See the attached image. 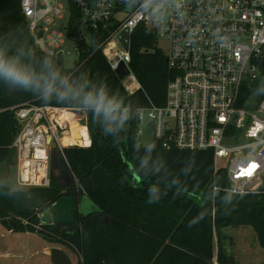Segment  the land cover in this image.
Here are the masks:
<instances>
[{"label": "trees", "instance_id": "trees-1", "mask_svg": "<svg viewBox=\"0 0 264 264\" xmlns=\"http://www.w3.org/2000/svg\"><path fill=\"white\" fill-rule=\"evenodd\" d=\"M77 16L71 14L68 24L78 58L65 70L35 43L21 0H0V53L38 73L47 72V58L79 92L63 104L55 98L45 103L0 79V168L10 169L16 160L13 142L21 124L13 106L29 102L83 113L91 135L84 146L63 148L77 186L63 185L51 169L48 186L14 189L0 171V223L12 232H35L64 245L79 255V264H242L229 250L225 229L245 225L255 229L264 248V191H226V171L215 172L211 150L164 148L157 139L152 147L139 145L137 111L164 105L173 75L155 34L143 25L133 32L130 67L140 87L129 92L100 46L106 33L91 31L88 41ZM259 63L258 78L242 85L239 105L246 108L264 100V55ZM101 89L119 105L116 119L83 103L85 94ZM83 191L100 216L78 212L74 225L41 223L53 202L64 196L79 200Z\"/></svg>", "mask_w": 264, "mask_h": 264}, {"label": "built area", "instance_id": "built-area-1", "mask_svg": "<svg viewBox=\"0 0 264 264\" xmlns=\"http://www.w3.org/2000/svg\"><path fill=\"white\" fill-rule=\"evenodd\" d=\"M21 8L40 50L57 58L64 43L60 0H21ZM73 13L85 39L83 28L89 35L106 33L100 46L113 70L129 67L123 80L129 92L132 83L140 87L130 67L133 32L143 25L157 43L162 37L169 41L165 54L173 75L166 103L138 109V137L147 122L164 148L211 150L215 172L226 171V191H264V100L254 108L239 105L242 85L261 72L264 0H69V18ZM68 23L67 35L74 39ZM123 32L130 34L129 49ZM12 109L21 124L13 142L16 184L48 186L52 148L62 147L69 126L59 112L68 108L25 102Z\"/></svg>", "mask_w": 264, "mask_h": 264}, {"label": "rangeland", "instance_id": "rangeland-1", "mask_svg": "<svg viewBox=\"0 0 264 264\" xmlns=\"http://www.w3.org/2000/svg\"><path fill=\"white\" fill-rule=\"evenodd\" d=\"M60 2L65 8L64 18L59 22V24H61L59 30L64 34V43L62 44L61 51L64 59V68L65 70H69L74 67L75 61L78 58V44L76 40L67 35L65 29V24L69 19V0H60ZM83 35L89 39L90 35L87 28H83ZM157 44L165 53L169 51V41L167 39L162 37L158 40ZM76 114L79 116V123L87 127L84 134V144H86L88 137H90L91 140V135L87 126V118L83 113L77 112ZM140 128H142V134L137 138L139 145L143 147H152L155 143V136L149 123H141ZM69 129L70 124L64 132ZM225 142L227 144L233 143L232 141ZM60 152L61 150L57 146L52 148L51 169L55 171V174L59 177L63 185L68 186L72 184L75 186L72 177L66 174V165L60 159ZM0 171L12 188L19 189L15 183L17 174L15 164L11 166L10 169L1 167ZM83 203V209L87 214L94 210V205L90 200L84 199ZM225 233L228 234L230 238L228 245L229 250L236 256L238 261L242 264H264V248L260 246L256 231L251 225L239 226L236 228L229 227L225 229ZM47 246H49L46 248L47 253L53 247L64 249L73 258L74 264H77V260L80 258L79 255L71 249L55 242H48L38 233L12 232L0 223V253L5 251L10 252L8 256L0 254V264H52L49 257L43 252V248Z\"/></svg>", "mask_w": 264, "mask_h": 264}, {"label": "clouds", "instance_id": "clouds-1", "mask_svg": "<svg viewBox=\"0 0 264 264\" xmlns=\"http://www.w3.org/2000/svg\"><path fill=\"white\" fill-rule=\"evenodd\" d=\"M44 64L47 72L38 73L21 64L18 59L6 58L3 53H0V79L3 80L5 86L30 92L45 103L55 98L57 103L63 104V101L69 98H77L79 92L73 84L69 83V79L61 76L60 72L52 67L49 59L46 58ZM83 103L93 107L97 113L103 111L106 117L116 119L113 114L118 111L119 105L106 99L103 89L96 94L91 92L85 94Z\"/></svg>", "mask_w": 264, "mask_h": 264}, {"label": "water", "instance_id": "water-1", "mask_svg": "<svg viewBox=\"0 0 264 264\" xmlns=\"http://www.w3.org/2000/svg\"><path fill=\"white\" fill-rule=\"evenodd\" d=\"M129 37H130V34L128 32H123V34L121 35V40H122L124 46L126 47V49L130 48ZM56 59H57L58 65L63 68L64 67V59H63L62 53H59ZM116 73L120 77L121 80H124L129 75L130 69L126 64H122L116 70ZM91 143H92V141H91ZM65 146H68V145H62V147L59 148L61 150L60 159L66 165V168H65L66 174H69L72 177L73 183H75V186H77L78 180L75 177L74 173L71 171L68 160L63 153V148ZM82 146H84V145H82ZM82 194H83V197L79 198V200L73 196H64V197L60 198L59 200L53 202L41 214V223L42 224L57 223V224H65V225L75 224L77 222V213L79 212L78 208L80 206L81 211H84L83 200L87 199L86 192L83 191ZM94 206H95V208L92 212H94V211L97 212L99 209L97 208V206L95 204H94ZM83 214L86 215L87 213L85 212ZM98 216H100L99 212L94 214V218H97ZM49 254H50L51 262L53 264H72V261H71L69 254L60 247H54V248L50 249Z\"/></svg>", "mask_w": 264, "mask_h": 264}, {"label": "bare ground", "instance_id": "bare-ground-1", "mask_svg": "<svg viewBox=\"0 0 264 264\" xmlns=\"http://www.w3.org/2000/svg\"><path fill=\"white\" fill-rule=\"evenodd\" d=\"M59 118L63 122H68L70 124V129L65 132L62 136L61 142L63 145H85L84 144V134L87 127L79 123V116L71 110L62 109L59 112Z\"/></svg>", "mask_w": 264, "mask_h": 264}, {"label": "crops", "instance_id": "crops-1", "mask_svg": "<svg viewBox=\"0 0 264 264\" xmlns=\"http://www.w3.org/2000/svg\"><path fill=\"white\" fill-rule=\"evenodd\" d=\"M132 86H135V89L134 90H136V89H138L139 88V85L138 86H136L135 85V83H132ZM76 112V111H75ZM74 112V113H75ZM77 113V112H76ZM89 139H90V137H88V141H87V143L89 142ZM86 143V144H87ZM15 159H16V157H15ZM15 165H16V160H15ZM15 183H16V180H15ZM17 185V184H16ZM15 189V188H14ZM19 189H24V188H19ZM81 197H83V194H81V196H80V198ZM92 202V201H91ZM94 205V204H93ZM94 208H95V206H94ZM79 210V212H81V213H85L84 211H81V207L79 206V208H78ZM10 231V230H9ZM49 246H47V247H45V248H43V252L49 257V259H50V261H51V258H50V254H49V252H50V250L48 251V253L46 252V248H48ZM54 248V247H53ZM52 249V248H51ZM64 250V249H63ZM0 254H2V255H6V256H8V255H10V252H8V251H5V252H2V253H0ZM12 255H15V254H12ZM70 256V255H69ZM70 258H71V261H72V264H74V260H73V258L70 256ZM78 262H77V264H79V260H77ZM52 263V262H51ZM53 264V263H52Z\"/></svg>", "mask_w": 264, "mask_h": 264}, {"label": "flooded vegetation", "instance_id": "flooded-vegetation-1", "mask_svg": "<svg viewBox=\"0 0 264 264\" xmlns=\"http://www.w3.org/2000/svg\"><path fill=\"white\" fill-rule=\"evenodd\" d=\"M72 185V184H71ZM65 225V224H64ZM72 225V224H71ZM74 225V224H73ZM66 226H68V225H66Z\"/></svg>", "mask_w": 264, "mask_h": 264}]
</instances>
